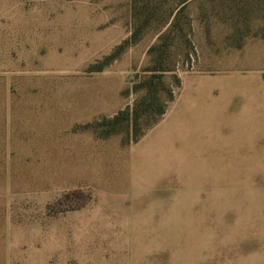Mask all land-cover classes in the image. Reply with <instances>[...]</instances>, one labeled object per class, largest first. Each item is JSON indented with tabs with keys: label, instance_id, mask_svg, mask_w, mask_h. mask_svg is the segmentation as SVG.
Wrapping results in <instances>:
<instances>
[{
	"label": "rangeland",
	"instance_id": "374dc122",
	"mask_svg": "<svg viewBox=\"0 0 264 264\" xmlns=\"http://www.w3.org/2000/svg\"><path fill=\"white\" fill-rule=\"evenodd\" d=\"M10 262L264 264V0H0Z\"/></svg>",
	"mask_w": 264,
	"mask_h": 264
},
{
	"label": "trees",
	"instance_id": "16d2710c",
	"mask_svg": "<svg viewBox=\"0 0 264 264\" xmlns=\"http://www.w3.org/2000/svg\"><path fill=\"white\" fill-rule=\"evenodd\" d=\"M173 99V96L172 95H170L169 96V100L171 101ZM147 105V107L149 106V104L150 103H146ZM164 113V109H161V110H159V114L160 115H162ZM119 114L122 116L123 114H125L123 111H120L119 112ZM115 116H117V115H115ZM139 114H138V112L137 111H134V110H132L131 112H128V116L127 117H124V116H122V118L121 119H124V120H126V128L128 129V130H130V132L133 130L134 131V126H131V122H132V125L133 124H135L136 122H137V120H138V118H139ZM117 117H113L112 119H109L107 122L110 124V125H113L114 123H115V119H116ZM127 118V119H126ZM157 122V120H155L153 123H151L150 124V126L151 125H153V124H155ZM96 124H98V123H96ZM99 125V124H98ZM101 125H105V122L104 123H101ZM149 126V125H148ZM136 127V126H135ZM142 133H141V131H137V132H135V133H133L132 134V136H133V140L134 141H136V140H138V138H139V135H141Z\"/></svg>",
	"mask_w": 264,
	"mask_h": 264
},
{
	"label": "crops",
	"instance_id": "0c3cea01",
	"mask_svg": "<svg viewBox=\"0 0 264 264\" xmlns=\"http://www.w3.org/2000/svg\"><path fill=\"white\" fill-rule=\"evenodd\" d=\"M202 220H203V223H201V228H205V226H206V227L209 226L210 229H212L213 222L211 221V220H212L211 216L206 217V218H203ZM208 220H210L209 225H208ZM45 235H46V234H42V233H41V234H37V236H39L37 239H39V240L42 242V240H43L42 237L45 236ZM56 236H57V235H56ZM77 242H78V241H77ZM80 243L83 244V243H84V240L80 241ZM51 251H52V250H51ZM51 251H50V252H51ZM42 252H45V251H41V252L39 253L40 256H42V255H41ZM50 256H51V255H50ZM44 258H46V255H44ZM9 264H13V263L10 262ZM42 264H43V263H42ZM85 264H88V262L85 263Z\"/></svg>",
	"mask_w": 264,
	"mask_h": 264
}]
</instances>
